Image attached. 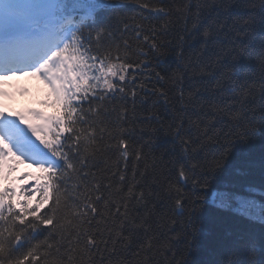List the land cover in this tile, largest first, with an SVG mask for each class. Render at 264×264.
<instances>
[{"label": "snow or ice", "instance_id": "6c2138e0", "mask_svg": "<svg viewBox=\"0 0 264 264\" xmlns=\"http://www.w3.org/2000/svg\"><path fill=\"white\" fill-rule=\"evenodd\" d=\"M119 7L114 0H0V78L21 74L41 79L50 90L52 106L57 109L53 116L32 112L33 117L42 121L40 125L28 123L20 115L19 120L27 124V129L19 127L15 120L0 112V168L6 158L18 154V157L31 160L49 174L47 183L35 185L31 192H21L26 202L19 205L12 202L15 195L12 190L0 191V264H5V259L7 264H28L41 259L34 249L22 258H13V253L20 250L17 245L24 247L28 244V239L23 236L26 230H31L29 235L33 239L37 238L34 233L41 225L49 229V234L55 229L63 232L66 212L57 218L63 195L80 167L85 166L83 153L98 138L103 140V135L97 137V130L100 133L106 131L105 120L100 118L106 117L105 109L93 108V105L115 100L118 94L126 91L125 81L129 77L134 79L129 71L134 67L133 62L121 57L118 50L113 56L111 49L106 48L105 54L100 56L92 55L91 49L85 46L91 43V36L85 37L83 29L94 28L96 43L105 42L112 20L102 18L101 14L114 12ZM194 7V12L191 8L178 9L182 14L191 13L188 18L192 21L191 30H186L185 36L180 39L182 42L186 37L200 39V48L186 59L182 43L176 55L184 62L171 75L157 72L156 76L159 80L170 81L178 93L180 115L175 119L179 123L170 127L175 130L181 150L186 154L187 163L179 167V176L191 180L195 187H206L223 168L237 144H247L258 136L264 137V0H259V12L251 11L234 19L231 18L233 0H197ZM243 7L254 9L256 5L245 0ZM257 37L261 68L258 102L254 90L236 78L239 62L257 48ZM220 38L227 40L228 44L222 45ZM152 48L159 50L160 46L153 40ZM226 68L228 71H225ZM206 69L215 80L211 89L202 80ZM132 95H135L134 89ZM161 95L167 97V92L162 91ZM225 123L231 126V131L227 135L221 133V140L215 136V131L218 125ZM29 131L43 148L31 139ZM205 141L217 147L210 161H202L199 155L207 146ZM121 144L128 148L123 139ZM36 194L40 199L33 206L32 199ZM128 195L133 197L132 189H128ZM218 196L219 207H230L226 194ZM133 198L143 201L144 193L140 192L139 197ZM96 199L100 200V197ZM174 201L175 207L182 208L187 195L177 191ZM49 203L51 207L41 215L42 209ZM248 203L241 200L240 210H244ZM97 212V207L88 203L75 213L76 222L72 231L77 241L83 237V248L75 256L57 257L52 264H81L84 255L99 250L97 239L85 231L86 225L92 227L95 219L103 218L97 216ZM116 213L120 223L114 232V243L130 244L129 237L144 229L146 221L138 223L129 219L126 205L122 214L121 208L116 207ZM90 215L92 219H88ZM29 216L33 220L26 224ZM196 220L197 208L193 203L186 227L176 237L178 242L187 244L189 248L195 247ZM17 222L24 227L16 229ZM111 230L105 228V231ZM143 234H146V229ZM97 235L107 247L102 233ZM113 238L109 235L107 240L112 241ZM22 239L24 244H21ZM53 239L56 237L53 236ZM242 244L250 257L243 264H264V258L255 259L257 250L264 256V243L258 245L255 239H247ZM145 247L151 252L152 242L148 241ZM47 248H53V244H47ZM55 251L59 253L61 247H55ZM182 264H189V261L184 260ZM217 264L234 262L223 260Z\"/></svg>", "mask_w": 264, "mask_h": 264}, {"label": "trees", "instance_id": "16d2710c", "mask_svg": "<svg viewBox=\"0 0 264 264\" xmlns=\"http://www.w3.org/2000/svg\"><path fill=\"white\" fill-rule=\"evenodd\" d=\"M114 2L120 7L114 12L101 14L102 18L112 20L105 42L96 43L95 32L90 35L86 33L84 36H91V43L85 46L91 49L92 55L100 56L105 54L106 48L111 49L113 56L118 50L121 57L133 62L134 67L129 71L134 79L129 77L125 81L126 91L118 94L115 100L93 105V108L105 109L106 117L100 118L105 120L106 131L100 133L97 130V137L103 135V140L98 138L83 153L85 166L80 167L63 195L61 212L57 215L60 218L65 212L67 214L63 232L55 229L49 234V229L41 225L34 233L37 238L33 239L29 235L31 230H26L23 236L28 239V244L24 247L17 245L20 250L13 253V258H22L33 249L41 259L29 261L28 264H52L59 256H75L83 248V237L77 241L72 231V225L76 222L75 213L83 205L92 203L98 209L97 216L103 218L95 219L92 227L86 225L85 231L97 239L99 250L84 255L81 264H182L184 260L189 264H217L223 260L243 264L250 257L242 242L255 239L258 245L264 243V137L258 136L247 144H237L223 168L209 180L207 186L195 187L191 180L179 176V167L187 160L175 130L170 127L173 123H179L175 119L180 115L176 86L156 76L157 72L171 75L184 62L176 55L182 43L186 59L195 55L200 48V39L186 37L184 42L181 41L180 37L185 36L186 30H191L192 21L188 18L191 13L178 11L191 8L194 12L197 0ZM247 2L255 3L256 7L246 8L243 7L245 0H233L232 19L246 16L251 11L259 12V0ZM153 40L160 46L159 50L152 48ZM220 43L227 45L228 41L220 38ZM256 43L257 48L239 62L236 78L254 90L258 102L261 89L259 37ZM202 80L209 89L215 83L208 69ZM162 91L167 92V97L161 95ZM230 131L229 124H221L217 126L215 136L222 140L221 133L227 135ZM121 139L128 144L127 149L122 146ZM204 143L207 146L199 155L202 161H210L217 147L208 141ZM128 189H132L133 197H139L143 192L144 200L129 197ZM177 191L187 195L182 208L174 206ZM220 193L226 194L225 199L235 200V205H238L239 195L254 196L261 204L260 209L252 208L251 216L232 208H221L217 203ZM97 196L100 200L96 199ZM214 196L216 202L211 200ZM193 203L197 208L195 247L189 248L187 244L178 242L176 237L185 229ZM124 205L128 208L129 219H135L138 223L146 221V234L141 229L129 237L130 244H115L114 232L120 223L116 207L121 208L122 214ZM48 207H51V203L42 209L41 215L47 212ZM92 218L91 215L88 217ZM31 220L33 217L29 216L26 224ZM15 227L21 229L24 226L17 222ZM106 227L112 230L105 231ZM98 232L102 233L107 247L101 243ZM109 235H113L112 241L107 240ZM21 241L24 244V240ZM148 241L153 245L151 252L145 247ZM47 244H53V248H47ZM57 246L61 247L59 253L55 251ZM69 248L73 251H67ZM262 258L264 256L257 250L255 259Z\"/></svg>", "mask_w": 264, "mask_h": 264}, {"label": "rangeland", "instance_id": "374dc122", "mask_svg": "<svg viewBox=\"0 0 264 264\" xmlns=\"http://www.w3.org/2000/svg\"><path fill=\"white\" fill-rule=\"evenodd\" d=\"M30 165V166H34L33 163L31 162V160H27L25 165ZM37 166V165H36ZM211 200H216L215 199V196L211 198ZM226 200L229 202L230 204V207L228 208H232L234 209L236 212H241V213H244V214H247V215H253V212H252V208H255L256 210H259L260 209V206L261 204L258 202L257 198L254 197V196H247V197H244V196H237V204L238 205H235L236 204V201L231 199V198H226ZM243 200L245 202H250L247 204V207L244 209V210H240L241 209V205H240V201ZM216 202V201H214ZM218 205H219V201L217 202Z\"/></svg>", "mask_w": 264, "mask_h": 264}]
</instances>
